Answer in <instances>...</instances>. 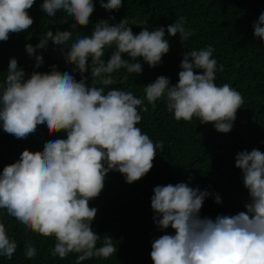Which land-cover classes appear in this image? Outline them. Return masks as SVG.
Wrapping results in <instances>:
<instances>
[{
  "label": "clouds",
  "instance_id": "obj_1",
  "mask_svg": "<svg viewBox=\"0 0 264 264\" xmlns=\"http://www.w3.org/2000/svg\"><path fill=\"white\" fill-rule=\"evenodd\" d=\"M35 3L0 0V42L33 26L29 10ZM99 3L109 13L123 6V0ZM40 7L48 17L63 11L74 23L70 31L57 30L54 34L48 30L35 46L26 44L27 54L35 57V68H40L44 58L35 53L38 49L46 51L51 42L66 64L75 66L81 79L77 81L67 71L61 73L56 65L50 72L33 71L26 78L18 61L10 59L6 79L0 83V127L16 139L34 136L40 126L46 127L49 136L65 133L66 138L45 142L42 152L25 149L16 162L3 168L0 209L6 210L26 235L31 232L54 237L53 257L64 259L76 254V264L93 257L108 259L116 254L117 246L105 235L97 247L101 238L91 227L97 209L90 207V201L103 191L108 173L118 172L126 183L133 184L150 172L157 151L164 149L163 141L154 142L137 127L141 113L148 111L143 100L131 90L109 87L117 83L113 74L121 69L142 74L141 63L135 62L138 58L150 68L157 67L170 51L165 32L170 37L179 34L181 40L189 39L194 32L185 27L182 16L166 29L149 31L142 27L138 34L133 33L127 18L110 23L115 20L110 16L98 21L91 35H77L73 40L78 27L90 24L94 0H43ZM253 29L254 36L264 41V13ZM113 46L116 51L105 63V50ZM213 52L212 46L188 51L180 63L178 83L172 85L168 77L158 76L144 87L145 98L153 107L163 99L177 121L196 118L200 124L211 123L216 131L227 134L245 101L228 83L216 85ZM124 54L129 59H123ZM223 70L219 65V71ZM89 71L90 86L85 76ZM235 166L241 170L249 194L246 211L236 215L202 218L200 212L210 193L187 183L153 189V220L164 232L152 241L153 264H264V152L255 148L241 151L235 157ZM215 203H221L219 195ZM169 227L174 235L165 231ZM17 247L0 222V256L11 260ZM24 255L28 259L37 255L31 240L25 242Z\"/></svg>",
  "mask_w": 264,
  "mask_h": 264
},
{
  "label": "trees",
  "instance_id": "obj_2",
  "mask_svg": "<svg viewBox=\"0 0 264 264\" xmlns=\"http://www.w3.org/2000/svg\"><path fill=\"white\" fill-rule=\"evenodd\" d=\"M42 2L36 0L29 10L34 24L28 31L11 34L8 41L0 42V83L6 79L12 58L18 61L26 78L33 71L50 72L56 65L61 73L67 71L77 81L81 79L75 66L66 64L59 48L51 42L46 51L38 49L35 53L44 58L40 68H35V57L27 54L26 44L35 46L48 30L54 34L57 30L70 31L74 23L63 11L48 17L41 10ZM94 4L90 24L86 28L78 27L73 40L77 35H91L95 24L108 20L110 16L115 17L110 23L127 18L134 34H138L142 27L149 31L158 27L166 29L182 16L186 20L185 27L194 32L187 40H181L179 34L170 37L165 32L170 51L157 67L150 68L138 58L135 62L141 63L142 74H129L121 69L113 74L117 83L109 86L131 90L143 100L148 111L141 113L142 121L137 127L154 142L163 141L164 149L157 151L150 172L133 184L126 183L125 177L118 172L108 173L103 191L90 201V207L97 209L91 227L101 238L97 247L108 235L114 240L117 252L108 259L93 257L82 264H153L150 256L152 241L164 234L153 220L151 197L156 186L183 182L200 191L207 190L210 195L201 209L202 218L214 220L219 215L232 216L246 211L249 194L243 185V174L235 166V157L241 151L250 152L254 148L264 152V41L254 36L253 29L259 15L264 13V0H123L121 9L112 13L102 9L99 0H94ZM208 46L213 47V58L217 60L216 85L228 83L241 93L245 101L237 112L232 131L227 134L216 131L211 123L200 124L196 118L191 122L177 121L163 99L153 107L145 98L144 87L158 76L168 77L172 85L178 83L184 55ZM115 51V46L105 50L102 57L105 63ZM122 58L129 59L126 54ZM221 64L223 72L219 71ZM197 74L202 73L197 70ZM85 76L90 86V71ZM97 86L101 85L97 82ZM57 138H66V134L49 136L46 127L40 126L34 136L24 140L16 139L0 127V173L5 166L16 162L25 149L42 152L45 142ZM216 195L221 198L220 204L215 203ZM0 222L5 224L9 236L18 245L11 260L0 256V264H76V254H69L64 259L53 257L55 238H44L31 232L26 235L24 228L9 217L6 210L0 209ZM165 231L175 234L171 227ZM29 240L37 249V255L32 259L24 255V245Z\"/></svg>",
  "mask_w": 264,
  "mask_h": 264
}]
</instances>
